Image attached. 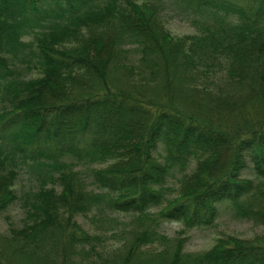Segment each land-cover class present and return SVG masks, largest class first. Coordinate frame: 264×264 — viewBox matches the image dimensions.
<instances>
[{"label": "trees", "instance_id": "16d2710c", "mask_svg": "<svg viewBox=\"0 0 264 264\" xmlns=\"http://www.w3.org/2000/svg\"><path fill=\"white\" fill-rule=\"evenodd\" d=\"M248 1L0 0V264H264V234L191 254L159 231L213 228L225 203L264 227V0ZM171 14L197 32L173 36Z\"/></svg>", "mask_w": 264, "mask_h": 264}, {"label": "rangeland", "instance_id": "374dc122", "mask_svg": "<svg viewBox=\"0 0 264 264\" xmlns=\"http://www.w3.org/2000/svg\"><path fill=\"white\" fill-rule=\"evenodd\" d=\"M135 2L141 4L146 2L147 0H134ZM240 6L248 7L249 1L248 0H230ZM167 28L171 32V34L175 37H183L187 35L195 34L197 31L191 25L190 19L186 17H178L168 16ZM39 76V72L35 69L32 71H25L24 78H35ZM2 104L0 103V108ZM106 165H93L90 167L81 166L80 169L86 174H90L93 169H100L105 167ZM37 179V174L32 176H27L25 174L22 175L20 182L18 183V189L23 190L26 193L30 190V188L35 184ZM172 185V184H171ZM174 186V185H173ZM176 189V188H175ZM168 197L171 196L169 192H167ZM158 211V210H157ZM11 219L13 225L19 226L20 221L23 218V212L20 207L16 206L12 208L7 213ZM115 223L120 226L118 229L121 230L125 225L128 227L131 224L130 216H121L117 215L114 216ZM84 225H86V221L80 219ZM88 223V221H87ZM88 226V225H87ZM9 224L5 220L4 217H0V234H7L9 229ZM160 233L167 238L170 239H178L182 237L186 240L185 242V252L186 253H204L210 250L216 244L218 239H227L229 237H234L243 240H256L260 238L264 234V227L256 226L252 223H246L237 221L231 211V204L225 203L222 205L221 216L215 225V227L210 229H203V230H190L183 232V227L176 223H166L160 226ZM112 245L116 246L114 242L111 240L110 242ZM165 246L163 243L157 244L152 247V251H161L164 249Z\"/></svg>", "mask_w": 264, "mask_h": 264}]
</instances>
